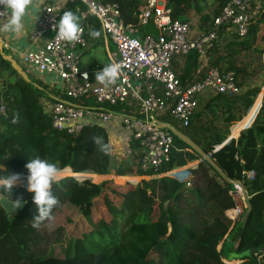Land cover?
I'll return each instance as SVG.
<instances>
[{"label": "trees", "instance_id": "obj_1", "mask_svg": "<svg viewBox=\"0 0 264 264\" xmlns=\"http://www.w3.org/2000/svg\"><path fill=\"white\" fill-rule=\"evenodd\" d=\"M114 1L119 4L124 21L135 23L140 0ZM167 2L173 19L187 20V14L194 11L199 16L200 28L207 32L229 0ZM81 8L68 3L59 19L64 11L78 16ZM98 28L95 18L86 21L85 38L95 45L101 41L90 38L88 33ZM261 41H264V4L252 19L245 37L215 45L204 65L199 55L191 51L185 56L183 67L176 69L182 85L201 79L208 68L214 67L222 74L231 72L239 88L231 96L215 94L205 98L189 125L184 130L177 127L210 154L231 182L239 181L251 196L252 209L247 220L243 222L240 218L233 225L225 215L233 205L227 188L231 184L221 180L212 167L198 162L188 169L193 188L180 182L189 175L179 167L199 159L185 143L174 137L179 151H173L170 161L160 169L176 179L162 176L136 182V178L150 174L140 170L136 163L138 155L131 157L133 161L126 159L116 164L107 131L102 126L85 127L76 138L53 128L40 99L71 100L58 90H48L38 80L32 79L39 87L25 82L0 55V77L5 70L10 75L0 79V100L6 112L0 114V176L22 174L18 184L23 188L15 187L12 199L22 196L25 201L23 208L11 216L0 206V264H154L150 259L153 253L159 256L160 264H224L221 259H228L223 253L225 245L234 252L261 251L259 263L254 253L242 259L249 264H264V90L260 93L264 86V44L260 46ZM71 102L86 107L93 104L88 97ZM164 122L175 126L169 118H164ZM246 125L250 126L242 129ZM228 137L231 139L224 143ZM101 145H108L106 153L100 150ZM129 146L134 148L135 143L130 141ZM37 156L55 163L60 170V180L52 189L58 205L53 208L51 219L64 206L72 216H81L86 221L88 230L80 236L67 237L61 227L58 235L50 238L45 225L51 219L33 226L36 208L31 194L24 189L25 165ZM187 194L193 199L186 197ZM93 211L97 219H93ZM53 247H57V253H53Z\"/></svg>", "mask_w": 264, "mask_h": 264}, {"label": "built area", "instance_id": "obj_2", "mask_svg": "<svg viewBox=\"0 0 264 264\" xmlns=\"http://www.w3.org/2000/svg\"><path fill=\"white\" fill-rule=\"evenodd\" d=\"M34 3L38 14L28 32L29 42L34 46L13 54L19 56L23 69L27 68L39 81L47 75L56 77L61 95L68 100L88 97L93 101L88 107L76 106L71 101L43 102L52 127L72 138L94 125L104 127L109 133L126 134L128 146L130 141L135 143L130 152L132 156L138 155L136 163L140 170L150 173L146 177L158 178L167 175L168 172L161 173L160 169L170 161L173 151H179L174 136L160 122L169 118L185 128L198 109L200 98L239 92L233 74H222L214 67L208 68L201 79L182 85L174 62L195 51L202 63L215 45L245 37L264 0H229L207 32L194 19H173L167 0H140L135 23L124 21L114 0H34ZM68 3L83 7L78 11L82 33L76 42L57 39L59 14ZM8 18L7 12L0 9V25ZM89 18L98 22L99 39L106 47L107 60L102 66L82 69L81 56L88 44L85 25ZM149 22L156 34H140L139 27ZM112 63L120 65V76L114 84L100 86L95 73ZM5 113V104L0 100V114ZM185 171L189 172L188 168ZM190 184L189 180L186 186ZM228 194L233 205L225 215L233 225L251 196L242 185L233 182L228 186ZM253 255L259 263L261 255ZM221 261L249 264L243 259Z\"/></svg>", "mask_w": 264, "mask_h": 264}, {"label": "clouds", "instance_id": "obj_3", "mask_svg": "<svg viewBox=\"0 0 264 264\" xmlns=\"http://www.w3.org/2000/svg\"><path fill=\"white\" fill-rule=\"evenodd\" d=\"M37 7L34 0H0V9L6 11L9 16L7 22L0 25V31L17 36L23 35L25 20L30 14L33 19L35 18ZM56 30L57 39L65 42L78 41L82 33L80 20L72 11H64L61 14ZM88 34L93 39L100 36V32L96 30H90ZM120 74V65L112 63L97 71L95 80L100 86L108 87L115 83ZM94 142L100 144L99 139L94 138ZM100 150L106 153L108 145H101ZM25 167L27 169L26 191L31 194V202L36 208L33 226L37 227L42 221L51 219L52 210L58 205L52 189L60 180V170L55 163L38 156L29 159ZM20 180L19 173L0 176V196L6 197L9 211H15L25 203L22 196L12 199L13 190Z\"/></svg>", "mask_w": 264, "mask_h": 264}, {"label": "rangeland", "instance_id": "obj_4", "mask_svg": "<svg viewBox=\"0 0 264 264\" xmlns=\"http://www.w3.org/2000/svg\"><path fill=\"white\" fill-rule=\"evenodd\" d=\"M193 17H194V15H193ZM194 20H197V19L194 18ZM139 32H140V34L149 33V34H154L155 35L156 34V29L153 26V24L151 22H149V23H147L144 26H140L139 27ZM263 44H264V42H263ZM99 45L102 46V43L101 44L98 43L96 46H99ZM260 46H262V45H260ZM99 50H101V52H102V48H100L98 50H95V51L93 50L91 52V54H89L87 56V59H85L86 58L85 57L86 55H82L81 56V64H80V66H81L82 69H85V68L86 69H90V68H87L85 66H87L86 65L87 62H88V64L90 63V59L91 58H93L97 62H104L103 64H105V62H106L107 59L105 60L104 58H102V54L99 53ZM14 57L17 58L18 63L20 64L21 61H20L19 56L15 54ZM92 65H93V63L90 64L91 67H92ZM24 69L28 72L29 76L32 79H34L33 76L30 74V72L28 71V69L25 68V67H24ZM5 77H10V75H9V73H8L7 70H5V72L2 73V76L0 77V79L5 78ZM12 79H14V77H12ZM2 82H3V85H5L4 84V81H2ZM40 82L43 85H49L50 87H52L53 85L55 87L57 86V84H56V77H53V76H50V75H47L46 77H44V79L42 81H40ZM55 89H57V88H55ZM170 122L173 123L180 130H184V128L181 127L176 121L170 119ZM231 126H233V124ZM112 133L113 132H110L111 135H112ZM117 135L118 134H116V136ZM109 145L111 147V155H112V158H113V160L115 161L116 164H119V162L124 161L126 159L127 160H130V161H133L131 159V156H132L131 153L132 152H130V148L128 146V137H127L126 134H123V135L117 137L116 139H113L112 137H110ZM197 160L192 161V162H188L185 166L179 167V168H183V169H187L188 168L189 169V167H192L193 165H195V164L198 163L199 160L198 161ZM134 163H135V161H134ZM176 169H178V168H176ZM212 173H213V171H212ZM165 176L173 177V176H169V175H165ZM160 177H162V176H160ZM147 178L146 179L145 178H142V177L136 178V182H139L141 179H144V180L152 179V177H147ZM173 178H175V177H173ZM79 179H81V178H79ZM111 179L116 183V181L113 178H111ZM188 179L187 180H184V181H180V182L187 183L189 181ZM101 181H103V180H101ZM125 182H123L122 184H124ZM136 182H133V183H136ZM116 184H119V183H116ZM190 185L193 188V185L192 184H190ZM20 187L23 188V186H21V185H20ZM24 189L26 190V188H24ZM186 197H188L189 199H193L192 196L191 195H188V194H187ZM250 198L247 201H250ZM245 205H246V202H245ZM244 211L245 210H243L242 213H244ZM225 213H226V211H225ZM242 215L240 216V218L242 217ZM93 219H97V213H96V211H93ZM45 226H46L47 232L50 235V238H54L56 235H58V233L60 232L59 228H61V227L64 229L63 232L65 233V235H67V237H73V238H76V237L80 236L81 234H83L84 232H86L88 230V226H87L86 221L81 216H77V217L72 216L70 214V212L67 211L64 208V206L60 210L56 211V213L54 214L53 218L51 220H49L46 223ZM54 251L57 253V247H53V253H54ZM260 252H258V254L261 255ZM260 257H262V255ZM150 259H152L154 261V264H160L159 261H158L159 260V256L156 253H153L150 256Z\"/></svg>", "mask_w": 264, "mask_h": 264}, {"label": "water", "instance_id": "obj_5", "mask_svg": "<svg viewBox=\"0 0 264 264\" xmlns=\"http://www.w3.org/2000/svg\"><path fill=\"white\" fill-rule=\"evenodd\" d=\"M0 55L1 57L7 61L11 68L13 70H15V72L27 83H31L33 87H39L36 83H34L33 81H31V79L28 77V75L26 74V72L24 71V69L19 65V63L8 53H6L3 50V45L0 42ZM264 90V87H263ZM160 126L166 130H168L174 137H176L177 139H179L180 141H182L183 143H185L188 146V150L195 153L196 156L199 157V161L198 162H205L207 163L210 167H212V169L217 173L218 177L221 178V180H224L228 183L231 184V181L225 176V174L222 172V170L220 169V167L217 165V163L215 162L214 159L211 158L210 154L205 153L196 143H194V141H192L187 135H185L182 131H180L177 127L173 126L172 124L168 123V122H160ZM232 132V126L230 127V133ZM231 138L229 137L227 140L229 141ZM226 140V142H227ZM225 142V143H226ZM218 148V147H217ZM112 175V174H109ZM84 179V178H83ZM233 183H237L240 184L241 183L239 181H232ZM19 185V184H17ZM24 205V204H23ZM167 205V203H165V206ZM0 206L2 207V209L4 210V212L8 215H12L13 213L17 212L18 210L22 209V207L16 209L15 211H9L7 208V199L6 197H0ZM252 209L251 203L250 201L246 202V207H245V211L241 217V221L245 222L247 220L248 214L250 213ZM223 253L224 255L229 259H242L244 257H247L253 253H255V249H249L246 251H242V252H234V251H230L228 249V247L225 245L223 247Z\"/></svg>", "mask_w": 264, "mask_h": 264}, {"label": "crops", "instance_id": "obj_6", "mask_svg": "<svg viewBox=\"0 0 264 264\" xmlns=\"http://www.w3.org/2000/svg\"><path fill=\"white\" fill-rule=\"evenodd\" d=\"M37 14H38V8H36L35 9V18L33 19V16H32V14H30L27 18H26V20H25V32H24V34L23 35H19V36H17V35H15V34H9V33H4V32H2V33H0V36H1V38L3 39L2 40V45H3V50L6 52V53H8V54H10L17 62H18V60H17V58H15L14 57V54H13V52H16V53H19L20 51H23L24 49H26V48H31V46L33 47L34 45H32V44H30V42H29V39H28V32L31 30V28L34 26V21H35V19H36V17H37ZM193 15H194V17H193ZM187 16H188V18H191V19H197V20H195L196 22H199L200 20H199V16L198 15H196V13L194 12V11H192V12H189L188 14H187ZM78 18H79V15H78ZM98 40H100L99 38H97ZM101 41V43H102V46H96L95 44H94V42H88V44H87V46H86V48L84 49V51H83V55H86L85 57V59H87V56L89 55V54H91V52L94 50H98V49H100V48H102V52H101V50H99V53L100 54H102V58H104L105 60L107 59V57H106V47H105V45L103 44V42H102V40H100ZM263 42L264 41H261V45H263ZM100 43V44H101ZM203 62H206V61H202V64L201 65H203ZM93 63V65H92V67L90 66V64H92ZM103 63L104 62H97L96 60H94L93 58H91L90 59V63L88 64V62L86 63V65L87 66H85V67H87V68H90V69H92V68H95V67H97V66H102L103 65ZM184 63H185V57H183L181 60H179L178 62L176 61V62H174V66H175V69H177V68H181V67H183V65H184ZM21 67H22V64L20 63L19 64ZM23 68V67H22ZM24 71L26 72V74L28 75V77L31 79V81H32V78L29 76V74H28V72L24 69ZM32 75V74H31ZM33 76V75H32ZM33 78H34V80H38V79H36L34 76H33ZM39 81V80H38ZM56 84H57V86L55 87L54 85L52 86V87H50L49 85H46L47 86V89L48 90H58V92H59V94L61 95V91H60V84L59 83H57V81H56ZM55 88H57V89H55ZM262 92H263V89H262V91L260 92L261 94H262ZM41 103H43V102H45V101H48V99H46L45 97H42L41 99ZM204 99H203V97L202 98H200V102L201 101H203ZM199 102V103H200ZM254 102H255V100H254ZM253 102V103H254ZM262 103V102H261ZM247 115V114H246ZM245 115V116H246ZM244 116V117H245ZM243 117V118H244ZM243 120V119H242ZM242 120H240V121H242ZM239 121V122H240ZM254 121V120H253ZM252 121V122H253ZM238 122V123H239ZM237 124V123H236ZM252 124V123H251ZM247 126H250V125H246L245 127H243L242 129H244V128H246ZM242 129H239V131L240 130H242ZM107 131V130H106ZM238 131V132H239ZM238 132H237V134H238ZM107 134H108V138H109V140H110V137H112L113 139H116L117 137H119V136H121L122 134H121V132L120 133H116V132H114L112 135L109 133V132H107ZM116 134H118L117 136H116ZM237 134L236 135H234V138H236V136H237ZM229 138V137H228ZM227 138V139H228ZM233 138V137H232ZM119 139V138H118ZM120 140V139H119ZM228 141V140H227ZM226 142V141H225ZM224 142V143H225ZM223 143V144H224ZM129 148H130V146H129ZM131 149V148H130ZM187 172V171H186ZM187 174L188 175H190L189 174V172H187ZM142 178H147L146 176H141ZM188 180H190L191 179V175L190 176H188ZM148 179V178H147ZM186 182V181H185ZM221 245H222V242L219 244V246H218V248L220 249V247H221ZM217 248V249H218Z\"/></svg>", "mask_w": 264, "mask_h": 264}, {"label": "bare ground", "instance_id": "obj_7", "mask_svg": "<svg viewBox=\"0 0 264 264\" xmlns=\"http://www.w3.org/2000/svg\"><path fill=\"white\" fill-rule=\"evenodd\" d=\"M20 175H22V174H20Z\"/></svg>", "mask_w": 264, "mask_h": 264}]
</instances>
